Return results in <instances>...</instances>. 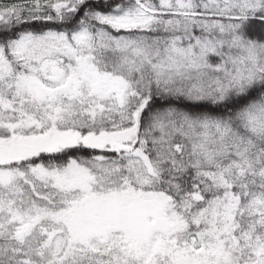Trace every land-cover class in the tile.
Listing matches in <instances>:
<instances>
[{"label": "snow or ice", "instance_id": "1", "mask_svg": "<svg viewBox=\"0 0 264 264\" xmlns=\"http://www.w3.org/2000/svg\"><path fill=\"white\" fill-rule=\"evenodd\" d=\"M0 264H264V0H0Z\"/></svg>", "mask_w": 264, "mask_h": 264}]
</instances>
